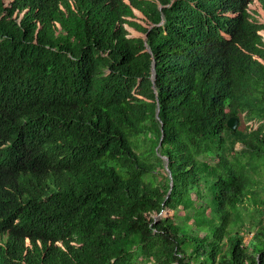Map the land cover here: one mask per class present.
Returning a JSON list of instances; mask_svg holds the SVG:
<instances>
[{"label": "trees", "instance_id": "trees-1", "mask_svg": "<svg viewBox=\"0 0 264 264\" xmlns=\"http://www.w3.org/2000/svg\"><path fill=\"white\" fill-rule=\"evenodd\" d=\"M0 264H264V0H0Z\"/></svg>", "mask_w": 264, "mask_h": 264}, {"label": "water", "instance_id": "water-1", "mask_svg": "<svg viewBox=\"0 0 264 264\" xmlns=\"http://www.w3.org/2000/svg\"><path fill=\"white\" fill-rule=\"evenodd\" d=\"M153 80H155L156 78V74H155V65L153 67ZM159 114V110H158V113L157 115ZM159 118V116H158ZM238 123H239V120L237 118H231L229 121H228V128L232 129L233 131H235L237 129V126H238ZM161 145V144H160ZM166 161H168V158H166ZM169 174L171 175V171L167 168ZM171 186H173V182H171Z\"/></svg>", "mask_w": 264, "mask_h": 264}, {"label": "rangeland", "instance_id": "rangeland-1", "mask_svg": "<svg viewBox=\"0 0 264 264\" xmlns=\"http://www.w3.org/2000/svg\"><path fill=\"white\" fill-rule=\"evenodd\" d=\"M251 235H252V234H251ZM251 235H247V236H246V242H248V241L250 240Z\"/></svg>", "mask_w": 264, "mask_h": 264}]
</instances>
